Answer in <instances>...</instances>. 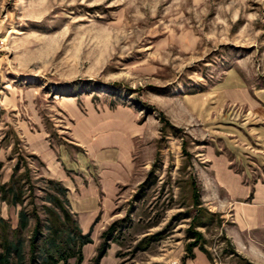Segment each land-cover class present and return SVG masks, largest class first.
I'll list each match as a JSON object with an SVG mask.
<instances>
[{
  "label": "rangeland",
  "instance_id": "1",
  "mask_svg": "<svg viewBox=\"0 0 264 264\" xmlns=\"http://www.w3.org/2000/svg\"><path fill=\"white\" fill-rule=\"evenodd\" d=\"M239 86L264 105V0H0V182L14 169L28 180L25 204L34 206L26 209L35 207L46 233L59 215L48 182L62 183L34 149L47 144L57 162L81 156L72 116L129 108L138 125L135 176L118 189L89 264L100 250L99 264L106 256L116 264H189L195 251L213 264L250 263L234 252L230 220L202 181L208 151L222 152L224 138L248 128L245 110L191 115ZM20 209L0 213L15 228ZM34 223L19 235L26 264ZM91 234L82 235L92 243Z\"/></svg>",
  "mask_w": 264,
  "mask_h": 264
},
{
  "label": "crops",
  "instance_id": "2",
  "mask_svg": "<svg viewBox=\"0 0 264 264\" xmlns=\"http://www.w3.org/2000/svg\"><path fill=\"white\" fill-rule=\"evenodd\" d=\"M222 94L221 102L209 100L199 109L192 108L191 115L235 116L243 115L244 109L243 120L248 128L239 129L238 137L224 138L222 146L226 151H208V169L201 180L208 199L217 201L223 216L230 220L225 234L234 252L250 263L264 264V105L243 86L223 89ZM232 106L242 112L233 114ZM71 120L72 140L83 151L81 156L62 155L61 162H57L58 151L47 144L40 143L34 150L45 163L46 172L68 190L70 211L82 234L92 232L93 242L82 249V264H89L98 236L111 220L118 189L133 183L137 114L123 107L112 111L93 109L78 112ZM75 168L81 173L71 172ZM1 206L2 210L7 208L6 204ZM212 261L195 251L189 264H213ZM100 264L116 261L106 256Z\"/></svg>",
  "mask_w": 264,
  "mask_h": 264
},
{
  "label": "trees",
  "instance_id": "3",
  "mask_svg": "<svg viewBox=\"0 0 264 264\" xmlns=\"http://www.w3.org/2000/svg\"><path fill=\"white\" fill-rule=\"evenodd\" d=\"M2 168L3 164L0 163V174ZM16 171L14 169V173L7 183L0 182V207L2 204L14 208L21 207L17 216L18 224L15 228L0 213V264H26L24 245L19 235L29 228L31 219H34L35 223L29 244L27 264H58L61 261L66 262L69 258H76V264H80L82 261L81 249L91 241L89 236L81 234L74 215L66 209V206H68L67 190L60 183L48 182L54 186L56 195L50 193L47 200L49 204L58 210L59 215L57 216L53 212L56 221L47 225L46 233H43L41 221L35 207L32 208L31 212L26 209L27 205L34 206L32 202L25 204L30 197L25 193L28 190L25 187L29 182L28 180L24 182V178L18 177ZM193 246L195 244L189 246L188 252L190 255ZM103 254L104 252L100 250L93 264H99ZM191 258L194 257L191 256Z\"/></svg>",
  "mask_w": 264,
  "mask_h": 264
}]
</instances>
